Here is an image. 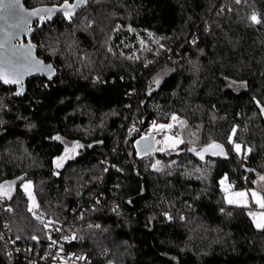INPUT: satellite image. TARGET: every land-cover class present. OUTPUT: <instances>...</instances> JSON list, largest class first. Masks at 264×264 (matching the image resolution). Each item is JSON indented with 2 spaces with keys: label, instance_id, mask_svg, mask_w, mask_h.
I'll list each match as a JSON object with an SVG mask.
<instances>
[{
  "label": "trees",
  "instance_id": "16d2710c",
  "mask_svg": "<svg viewBox=\"0 0 264 264\" xmlns=\"http://www.w3.org/2000/svg\"><path fill=\"white\" fill-rule=\"evenodd\" d=\"M84 11L87 20L97 18L94 31L119 23L115 49L130 51L132 44L139 55L118 51L105 60L101 44L91 60L99 64L81 68L76 61L50 79L34 77L24 97L0 83V184L25 175L10 197H0V222L37 246L32 237L45 222L28 210L21 185L31 179L38 209L56 220L79 201L105 194L88 212L98 224L75 245L91 264H264V230L247 205L226 201L220 183L227 177L235 188L252 187L257 172L264 174L257 105H264V23L249 19L255 12L264 21V0H95ZM79 13L72 23L58 18L37 27L34 41L53 44L74 34ZM93 34L76 32L80 47L96 52L103 36ZM39 55L62 62L40 49ZM164 67L169 71L157 84ZM95 70L101 77H93ZM173 112L184 143L155 153L162 166L151 169L152 155H139L135 141L150 122H168ZM131 123L137 129L129 134ZM233 128L236 141L249 143L244 155L229 142ZM76 142L83 147L56 167ZM213 143L223 155L201 160L189 151ZM208 163L203 174L188 171Z\"/></svg>",
  "mask_w": 264,
  "mask_h": 264
},
{
  "label": "rangeland",
  "instance_id": "374dc122",
  "mask_svg": "<svg viewBox=\"0 0 264 264\" xmlns=\"http://www.w3.org/2000/svg\"><path fill=\"white\" fill-rule=\"evenodd\" d=\"M64 0H32L31 1V7L32 6H36L38 4H45V3H62ZM95 0H89L88 4L86 5V7H88L91 3H94ZM83 8L82 10L86 9ZM81 11H79V16H78V19L76 20V30L74 32V34H69L70 31H68V33L66 34H63L62 36H58V40L57 41H54L55 43L51 44V40H47V41H39L37 42L39 44V49L41 51H44V53H46V55L48 56H57L59 55V57L62 59V62H59V61H55L53 59V62L55 63V65L57 66V69L58 70H62L63 67H72L73 64L76 62V61H79L80 64H78V66H80L81 68L82 67H93L99 63H94L93 61L91 60H94L97 56L101 55V53H99V49L102 48V46L105 48V53H103L102 57L106 60L107 58L108 59H112L114 57H118L117 53L118 51H126L125 53L127 54V56L129 58H131L132 56L135 57V56H138L139 53H138V49L133 46L132 44H130V47H131V50L130 51H127V50H116L115 49V46L113 45V38H114V32L120 28V24L119 23H116V24H113L112 27H110V29H107L106 30V25L105 23L103 24H100V26H98V30L97 31H94L92 27L96 26V22H97V18L96 17H93L92 19L90 20H87V16L85 15V11L84 13ZM116 13V12H115ZM253 13H251L252 15ZM63 18V16H61L59 19ZM75 19V18H74ZM89 21V22H88ZM73 22V21H72ZM70 22V23H72ZM101 22H103V20H101ZM100 22V23H101ZM47 23H45L44 25L40 26L38 24V22L36 23V28H40V27H44ZM80 25V27H79ZM94 25V26H93ZM92 28V29H91ZM84 31L86 33H88L89 35H93L95 36L93 33H95L96 35L98 33H101L102 36H103V41H100L98 43H100V45H97L98 49L96 50V52H93L91 50H89L88 47H80V44L78 43V38L76 37V32L78 31ZM141 41H143V43H141V45H147V40L145 39H141ZM102 44V46H101ZM128 46V45H127ZM109 49H111V51H109ZM172 57V55H171ZM170 58V57H169ZM171 59V58H170ZM52 60V59H51ZM96 69H98L96 67ZM169 69L164 67L161 69V72L160 74L156 77L155 80H161L162 77L166 74V72H168ZM93 77L96 79L98 77H101V74L98 70H95V73L93 75ZM175 115L178 117V120L176 121H172L171 120V117ZM171 117H170V120L168 122H155V121H152L149 123V125L146 127V129L150 132H154L152 130V125H153V122H155L156 124H168V123H172L173 124V130L171 129L170 132L168 133H161V138L160 140H163L164 138V135L167 134V135H173V136H176L177 138L181 139L180 135H179V131L177 130L178 128H176V122L180 120V116L178 113L176 112H173L171 114ZM1 123L3 122V119L0 120ZM89 126H91L90 124L87 125V127L89 128ZM137 129V124L136 123H131L129 125V134L133 131L130 132V129ZM87 130V129H86ZM193 133L196 132L195 128L193 127L192 129ZM88 133V131H86ZM142 132V131H141ZM144 136V135H143ZM141 137V136H140ZM193 137L195 138V135H193ZM230 137H231V145L233 146V150L235 152H237L235 149H234V144H240L241 145V150L240 152H237L239 155H244L248 152L249 150V143H244L242 141H236L235 140V135L233 136L232 133L230 134L229 136V140H230ZM139 138V137H138ZM137 138V139H138ZM136 139V140H137ZM136 142V141H135ZM220 145V144H219ZM161 147H166L164 144H161ZM168 151L172 150L171 148H168L167 149ZM155 153L157 152H152L150 153V155H152V159H151V162H150V168L151 169H157V168H160L162 166V163H161V160L158 159V157L155 155ZM176 160V159H175ZM173 160V162L175 161ZM159 161V165H157L156 167H153V165H156V162ZM211 164V162H209ZM200 165V166H197V165H191V167L189 166V169L188 171H190L191 174L197 172L198 174H203L206 172L207 168H208V165ZM62 164V163H61ZM261 176H264V174L260 173V172H257V177L254 179V186L252 187H240V188H235L233 185L229 184V181L228 179L225 180V183L221 186L222 188L224 189H227V191H225V198H226V201L228 202L229 199H233L234 201H237L236 203H231V204H240V205H245V200H246V205L248 206V210L249 212H252V213H256L257 216H259L260 213H264L263 209L256 203L255 199H253L251 193L253 191H255L258 195V197L260 198H263V193H264V180H261L260 177ZM225 177H223L221 180H223ZM30 183L31 184V193L32 195L35 197L34 195V192H33V181L31 179H25L23 181V183L21 184L23 189H24V184H28ZM236 192H247L248 195L246 198H244L243 200H241L240 198H237L235 197V193ZM27 193V192H26ZM28 194V193H27ZM37 200H36V197H35V204H36ZM32 201L30 200V207L32 206ZM229 203V202H228ZM256 222V221H255Z\"/></svg>",
  "mask_w": 264,
  "mask_h": 264
},
{
  "label": "built area",
  "instance_id": "2783aa9c",
  "mask_svg": "<svg viewBox=\"0 0 264 264\" xmlns=\"http://www.w3.org/2000/svg\"><path fill=\"white\" fill-rule=\"evenodd\" d=\"M148 130L144 128L141 136L154 133L157 140L158 133H149ZM159 148L161 145L158 147L156 144V149ZM104 198L105 194L99 193L94 199L85 203L81 200L79 204L72 206L66 218L60 220L45 215L38 207L34 208L32 214L35 213L33 214L35 217L40 216L45 225H48L36 238V247L20 242L19 238L10 231L9 225L0 222V257L2 258L0 264H17L20 261L26 264H91V258L75 245L92 225L98 224L96 219L88 217V212L95 207V202H101ZM113 209L117 210V207L113 206Z\"/></svg>",
  "mask_w": 264,
  "mask_h": 264
},
{
  "label": "snow or ice",
  "instance_id": "6c2138e0",
  "mask_svg": "<svg viewBox=\"0 0 264 264\" xmlns=\"http://www.w3.org/2000/svg\"><path fill=\"white\" fill-rule=\"evenodd\" d=\"M237 3H240V0H236ZM87 0H77L76 4H68L67 0L65 2V4L62 6V9H58V10H53V9H38L36 11L27 13L26 15H21L22 13V8L20 5V0H11L10 3L8 4H4L3 0H0V11H3L4 9H7L11 15L17 19V23L13 25L14 28L17 29V33L15 35H18L20 31H31V29L26 28V25L28 24V17L31 16H37L40 17L41 19H44L45 17H47L48 19L51 18V15L53 13V11H63L64 15L66 18H71L74 10L77 7H80L83 4H86ZM43 13V15H41ZM249 19L251 20V22L253 24H261L264 23V21H262V19L260 18V16H258L255 12L249 17ZM151 35V34H149ZM13 37V34H9V39H11ZM141 43H143V41H141ZM27 55L25 57H23V60L20 59H13L7 62L6 68L7 71L5 70H0V80L3 81V83L5 84H19L21 82V79L23 77L24 74H26V70L21 68V64L24 61H27L28 63H35V65L40 66V62L35 61L33 62L30 59V54L32 51L31 45H29V47L25 50ZM109 51H111V49H109ZM46 71L48 72L49 78H51V76L54 74V70L51 68L50 65L46 66ZM156 83H159V80L156 81ZM20 94V93H17ZM261 113L264 114V107L261 108ZM172 121H176L178 120V117L173 115L171 117ZM181 124H183V121H180ZM173 128V124L172 123H168V124H156L155 122H153L152 125V130L154 132L157 133H168L171 131V129ZM135 129H130L131 131H134ZM236 134V129L233 128L232 130V135L234 136ZM53 139L56 140H60L61 137L56 136ZM142 140L145 139H149V140H154L153 137H142ZM229 142L231 143V137ZM154 143L156 144H164L166 147H161L159 149H156L157 151H166L168 148H171L172 150H175L176 147L179 144L184 143V141L182 139L177 138L176 136L173 135H164L163 140H156L154 141ZM140 144V141H137V145ZM83 147V145H80L79 142H76L72 145L71 148L69 147H65V154L61 157L58 158V162L56 163V167H61V161L70 158L69 157V153L74 151L76 148H80ZM150 147V145H149ZM234 149L237 152H240L241 150V145L240 144H234ZM148 148H145L144 151H147ZM211 150L212 155H223L224 154V149L223 146L219 145V144H210L207 147L203 148L201 151H197L195 148H191L189 149V151L194 152L197 156H199V158L201 160L204 159V154L209 152ZM159 161L156 162V165H153V167H156L157 165H159ZM159 170V169H157ZM261 180H264V176L260 177ZM225 180H227V177H225L223 180L220 181V183L223 185L225 183ZM12 187L11 183H6V184H0V197L2 196H6L8 195V192L5 191V189H10ZM31 184H24V190L28 193V197L29 199L33 202L32 206L29 207V211L33 212V209L38 207V205L35 204V197L32 195L31 191ZM225 191H227V189H225ZM235 197L240 198L241 200H243L244 198L247 197L248 193L247 192H236ZM253 199H255L256 203L262 208L264 209V198H260L258 197L257 193L255 191H253L251 193ZM230 204L231 203H236L237 201H234L233 199H229L228 201ZM245 206H246V200H245ZM35 215V213H33ZM250 216L253 217V219L256 221L255 226L258 229L264 230V213H260L259 216H257L256 213H249ZM37 219H41L40 216L36 217ZM42 223H44L43 221H41ZM51 222H49L50 224ZM46 227L48 226L47 224L45 225ZM99 227V226H97ZM32 239H36V237H32ZM53 243H55V241H53Z\"/></svg>",
  "mask_w": 264,
  "mask_h": 264
},
{
  "label": "water",
  "instance_id": "95a60500",
  "mask_svg": "<svg viewBox=\"0 0 264 264\" xmlns=\"http://www.w3.org/2000/svg\"><path fill=\"white\" fill-rule=\"evenodd\" d=\"M25 1L26 0H20V5L23 10L21 15H26L27 13L36 11L38 9H53V10L62 9V6L66 2V0H64L62 3H45V4H38L36 6L29 7L26 5ZM10 2L11 0H3V3L5 5ZM88 2L89 0H87L86 4H83L80 7H77L74 10V13L70 19L65 17L62 10L53 11L50 19H48L47 17H45L44 19H41L40 17H37V16L28 17L29 22L26 25V28L31 29V31H20L18 35H15L17 33V29L13 27V25L18 22L17 19L14 18L7 9L0 11V70L7 71L6 65H7V62L10 60H13V59L23 60V57L27 55L25 50L29 47V45H31V48H32L30 59L33 62L35 61L40 62V66L35 65V63L30 64L27 61H24L21 64V68L26 70V74L23 75L21 82L19 84H5L3 83L2 80H0V83L6 86L13 87L15 89L14 90L15 96L24 97L28 92V81L30 79H33L34 77H44L46 79H50L48 72L46 71V66L50 65L51 68L54 70V74L51 76V78L54 77L58 72L57 66L55 65L53 61H47L44 57L39 55L40 46L36 41L33 40V35L36 29V23L38 22V24L42 26L45 23L55 21L61 16H63V18L66 19L68 22H72L74 18H76V16L78 15L79 11H81L83 8L86 7ZM67 3L70 5L76 4L77 0H67ZM41 15H43V13ZM9 34H13V37L11 39H9ZM17 93H20V94H17ZM257 105L261 112V108L264 107V105H262L258 101H257ZM261 115L264 118V114L261 113ZM142 137H153L154 140H149V139L142 140L141 139ZM137 141H140L139 145H137ZM154 141H156L154 133H150L148 135L139 137L135 142V146H136L138 154L144 155V154H150L154 152L156 150V143H154ZM145 148H148V150L144 151ZM202 149H199L197 151H201ZM206 156H215V155H212V152L210 150L209 152L204 154V157ZM24 178H25V175L20 177L15 182H12V181L5 182V184L6 183L12 184V187L10 189H5V191L8 192V195H6L7 197H10L12 195L18 183Z\"/></svg>",
  "mask_w": 264,
  "mask_h": 264
},
{
  "label": "bare ground",
  "instance_id": "6f19581e",
  "mask_svg": "<svg viewBox=\"0 0 264 264\" xmlns=\"http://www.w3.org/2000/svg\"><path fill=\"white\" fill-rule=\"evenodd\" d=\"M160 138H161V135H160V133H158L157 134V140H160ZM157 145H158V147H160L161 144H157Z\"/></svg>",
  "mask_w": 264,
  "mask_h": 264
},
{
  "label": "flooded vegetation",
  "instance_id": "af4514ba",
  "mask_svg": "<svg viewBox=\"0 0 264 264\" xmlns=\"http://www.w3.org/2000/svg\"><path fill=\"white\" fill-rule=\"evenodd\" d=\"M36 30V29H35ZM35 33V32H34ZM34 36V35H33ZM34 40V39H33Z\"/></svg>",
  "mask_w": 264,
  "mask_h": 264
}]
</instances>
